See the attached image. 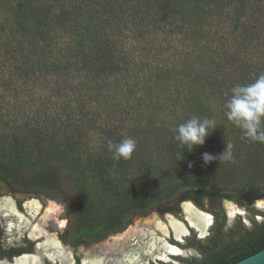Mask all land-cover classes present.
<instances>
[{
	"label": "trees",
	"instance_id": "trees-1",
	"mask_svg": "<svg viewBox=\"0 0 264 264\" xmlns=\"http://www.w3.org/2000/svg\"><path fill=\"white\" fill-rule=\"evenodd\" d=\"M262 26L264 0H0V181L59 198L67 242L190 200L214 223L203 259L187 264L257 253L264 211L226 230L222 200L264 198V143L242 139L225 114L232 88L264 74ZM192 117L216 129L190 152L175 135ZM126 138L131 159L113 160L108 142ZM226 142L233 159L205 164Z\"/></svg>",
	"mask_w": 264,
	"mask_h": 264
},
{
	"label": "rangeland",
	"instance_id": "rangeland-1",
	"mask_svg": "<svg viewBox=\"0 0 264 264\" xmlns=\"http://www.w3.org/2000/svg\"><path fill=\"white\" fill-rule=\"evenodd\" d=\"M263 29H264L263 26L261 29L260 28L258 29V32L256 33L255 39H254L255 43H258V44L261 43L262 46L264 44V32L262 31ZM262 50H263V47L261 48L260 51ZM92 143H95L97 145V142L95 139L92 141ZM6 199L13 201V203L15 204L16 208L20 211V213L23 214L29 220V223L27 226L10 228L9 226L10 223L17 224V225L19 224L18 217L17 216H13V217L4 216L3 214L4 211L0 210V224L4 226L5 229L7 228L6 230H7L8 235L6 234L7 236L6 240H10L12 242H18L20 237H22L23 235H26L27 232L29 233L31 231V229H28L30 227L29 226L30 222H32L33 225L39 224L41 227H44L51 234L58 235V233H60L66 226L67 220L70 216L65 211L64 205L58 200L59 198H55L54 196H51V195L47 196L39 192L38 193L12 192L11 190L8 189V186L5 182L0 181V205ZM32 200H35L38 203H40V205H42V208L40 209L39 213L36 215L35 219L32 216L30 217V215H28L29 211L25 207V203L27 201H32ZM182 201H185V200H182ZM182 201L167 203L163 207L161 206L159 208L150 209L144 213H138L134 216L131 223L124 230L109 234L101 238L97 242L91 243L87 246H83L81 249L83 250L84 254L91 255V254H96L97 252L99 253L103 248L107 246H111V244L118 243L121 241H128L127 245L130 248L132 247V244L136 242L137 239L140 238L143 231H145V229H148L150 225L153 224L154 219L161 218L163 222L166 221L165 223H167V216L169 215L176 217V219L187 224L188 221L181 208ZM187 201H190V200H187ZM228 202L230 206H228ZM195 206L208 214H212L208 208H202L197 205ZM48 207H50L51 211H50V214H48L45 218L44 217L45 210ZM229 207H232V208H229ZM222 208L224 209V212L227 217L226 226H225L226 230L227 228L234 226V224H236V222L239 220L242 221V223L246 227L251 228L253 226V223L251 220V217L253 216L252 209H254L257 212L264 211V198L255 199L253 201L242 200L240 202H235V201L224 199L222 200ZM229 212L233 213L231 218L229 216ZM254 218L256 219L258 223L263 221V217L259 213H257L254 216ZM211 226L212 224L208 228V234H209V230ZM191 229H193L195 234L193 233ZM189 230L186 235H182V237L180 238L176 237V235L173 232H171L168 236H164L162 235V233L159 232V236H162L163 238H165V240H167L171 244H174L175 246L177 245L180 248L184 249L185 251L187 249H195L202 254L201 252L202 250L200 249V244H203V241L206 239L208 234L201 237L200 232H198L195 228H189ZM124 231L126 232L123 233ZM119 233H123V234L118 236L117 234ZM172 234L175 235L176 240L173 238ZM67 250H71V248L67 246ZM202 257H203V254H202ZM55 259H58L61 264H71L72 262V260H70V257L69 259H66L65 261H61L60 258H55ZM163 259L158 258L156 255L142 257V260H145L147 263L149 262L150 264H187L186 260H192V261L197 260L195 258L185 259L183 253L168 254Z\"/></svg>",
	"mask_w": 264,
	"mask_h": 264
},
{
	"label": "bare ground",
	"instance_id": "bare-ground-1",
	"mask_svg": "<svg viewBox=\"0 0 264 264\" xmlns=\"http://www.w3.org/2000/svg\"><path fill=\"white\" fill-rule=\"evenodd\" d=\"M228 206H230L229 202ZM25 207L29 211L28 215H30V217L32 216L35 219L36 215L42 208V205H40V203H38L37 201L32 200L27 201L25 203ZM181 208L185 214L187 221L190 222L192 227L200 232V236L203 237L204 235H207L206 230H208L211 224V214H208L197 208L191 201H183L181 203ZM0 210L4 211V216L18 217L19 224L17 225L10 223V228L27 226V224L29 223V220L20 213L13 201L9 199H6L3 203H1ZM50 211V207L46 208L44 215L45 218L48 214H50ZM125 232L126 231H124L123 233ZM159 232L164 236H168L171 232H173L176 237L180 238L182 237V235H186L188 233V229L183 222L171 215L167 216V223L163 222L161 218H157L154 219L153 224H151L148 229H145V231H143L140 238L132 244V247H128V241H121L111 244V246L103 248L99 253L97 252L96 254L91 255L85 254L83 264H125L124 257L130 254L139 255V264H148L145 260H142V257L156 255L158 258L163 259L168 254H179L185 252V250L172 245L167 240H165V238L159 236ZM32 233L37 236L43 235L45 237L44 241L40 243V245L43 248H46L45 252L48 256L52 258L58 256L61 261L69 259L71 253L69 254L65 250L63 245L57 240L55 236H53V234L51 235L47 233L44 227H41L39 224H35L32 228ZM123 233H119L117 235L119 236ZM49 249H53L54 251H49ZM39 256L40 255L37 254L24 255L17 258L12 264H43ZM0 264H5V262L0 260Z\"/></svg>",
	"mask_w": 264,
	"mask_h": 264
},
{
	"label": "clouds",
	"instance_id": "clouds-1",
	"mask_svg": "<svg viewBox=\"0 0 264 264\" xmlns=\"http://www.w3.org/2000/svg\"><path fill=\"white\" fill-rule=\"evenodd\" d=\"M231 97L227 100L226 116L236 127L242 131V139L264 143V74H261L253 82L247 85H237L231 90ZM209 129L215 130V121L207 118L192 117L180 124L176 129L175 139L185 150L194 151L196 146L204 145L209 137ZM136 141L126 138L118 143L108 142V151L112 153V159H131L136 150ZM233 145L226 142V149L218 156L204 153L202 159L205 164L213 160L231 161L233 159ZM192 167V164H189ZM232 216L233 213L229 212ZM185 259H202V254L195 249H187L183 253ZM125 264H139L140 257L136 254L126 255Z\"/></svg>",
	"mask_w": 264,
	"mask_h": 264
},
{
	"label": "flooded vegetation",
	"instance_id": "flooded-vegetation-1",
	"mask_svg": "<svg viewBox=\"0 0 264 264\" xmlns=\"http://www.w3.org/2000/svg\"><path fill=\"white\" fill-rule=\"evenodd\" d=\"M8 189L10 190L9 186H8ZM19 193H25V192H19ZM211 216H212L211 224L213 225L214 215L211 214ZM67 224H68V220H67V223H66V226L64 227V229L60 233H58V235L53 234V236H55L57 238V240L63 245V247L66 249V251L69 254L71 253L70 254V260H72L71 264H83V257L85 256V254L81 248L83 246H87V245L94 243V242L81 243V242L64 241V239L62 238V234H63L65 228L67 227ZM29 225H30V227L28 229H31V231L29 233L27 232L26 235H23L22 237H20L18 242H12L10 240H6L7 239V236H6V234H7L6 229L7 228L5 229V227L0 224V260L4 261L5 264H8V263L12 264L17 258H19L21 256L36 255L37 254V255H40L39 257L41 258V261L43 264H61L58 259H55V258H59L58 256L52 258V257L47 255V253L45 252L46 248H43L40 245V243H42L44 241L45 237L43 235L37 236L34 233H32V228L34 225L32 224V222H30ZM187 225H188V222H187ZM189 228H194V227H189ZM191 230L193 231V229H191ZM189 232H190V230H189ZM47 233L51 234L48 231H47ZM193 233H194V231H193ZM172 235H173V238L176 240L175 235L174 234H172ZM95 242H97V241H95ZM66 245L69 248H71V250H67ZM49 251H54V250L49 249Z\"/></svg>",
	"mask_w": 264,
	"mask_h": 264
},
{
	"label": "water",
	"instance_id": "water-1",
	"mask_svg": "<svg viewBox=\"0 0 264 264\" xmlns=\"http://www.w3.org/2000/svg\"><path fill=\"white\" fill-rule=\"evenodd\" d=\"M193 205L195 206V204L193 203ZM185 224V223H184ZM186 225V228L189 230V227H192L191 224L188 222V225ZM189 226V227H188ZM207 234H208V230H206ZM181 242V240H180ZM170 243V242H169ZM174 245V244H172ZM177 246V245H176ZM179 247V246H177ZM180 248V247H179ZM182 249V248H181ZM184 250V249H183ZM148 264H150L148 262ZM233 264H264V248L261 249L260 251H258L257 253L249 256V257H246L236 263H233Z\"/></svg>",
	"mask_w": 264,
	"mask_h": 264
}]
</instances>
